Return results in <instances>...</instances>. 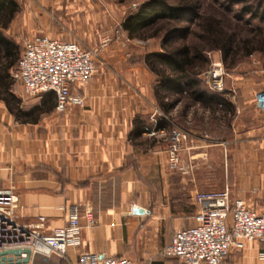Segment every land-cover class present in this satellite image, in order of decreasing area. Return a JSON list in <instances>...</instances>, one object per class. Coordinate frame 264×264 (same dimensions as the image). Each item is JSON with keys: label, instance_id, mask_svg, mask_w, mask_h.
I'll return each instance as SVG.
<instances>
[{"label": "crops", "instance_id": "obj_1", "mask_svg": "<svg viewBox=\"0 0 264 264\" xmlns=\"http://www.w3.org/2000/svg\"><path fill=\"white\" fill-rule=\"evenodd\" d=\"M25 2L20 3L23 29L32 37L74 41L66 39L69 34L57 24L60 6L68 1ZM81 3L84 7L72 14L74 21L91 17L90 3ZM131 50L134 57L128 54ZM135 52L122 34L119 71L106 70V63L99 66L89 84L73 88L84 97L83 106L55 109L38 123L19 122L0 97V189L18 193L19 220L32 224L45 216L49 232L67 223L74 204L91 205L94 210L95 224L89 226L82 218L79 244L69 246L67 257L46 255L48 262L39 264H75L84 251L128 257L137 264H183L162 250L175 231L196 224L198 192L228 188L232 198L264 210V116L255 106L264 81L251 84L248 75L235 78L231 92L225 94L227 109L218 105L211 111L195 105L193 116L190 109L195 106L176 110L180 101L166 114L150 88L152 72L145 62L149 51ZM12 91L17 96L13 86ZM22 106L26 108L23 100ZM139 117L148 126L152 117L165 118L166 126L175 121L187 125L188 129L181 127L190 136L184 154L186 172L171 168L166 136L159 140L156 134L143 132L142 141L145 136L156 141L147 150L140 139H130ZM209 119L212 128L207 127ZM171 127L160 134H170ZM146 160L158 168V185L140 167ZM135 206L144 213H134ZM227 264H264V244L254 240L244 250L232 249Z\"/></svg>", "mask_w": 264, "mask_h": 264}, {"label": "built area", "instance_id": "obj_2", "mask_svg": "<svg viewBox=\"0 0 264 264\" xmlns=\"http://www.w3.org/2000/svg\"><path fill=\"white\" fill-rule=\"evenodd\" d=\"M97 72L96 52L77 41L40 35L26 42L15 77L19 78L27 96L56 94V110L67 106H83L84 97L73 91L75 85H87ZM224 66L221 62L207 72V82L215 92L225 91ZM256 110L264 116V89L255 95ZM150 135L163 132L158 120ZM190 142L189 133L174 126L168 139L169 163L173 170L186 172L184 154ZM196 224L175 231L163 255L175 257L183 264H227L232 249L244 250L248 242L264 244V210L256 211L242 198H232L228 188L221 191H201L195 196ZM20 197L14 189H0V253L15 248H30L33 253L57 254L67 257L70 245L79 244L82 218L89 226L95 224L91 205L74 204L67 223L46 230V217L38 222L22 223L16 214ZM25 256V254H23ZM75 264H137L128 257L102 255L84 251Z\"/></svg>", "mask_w": 264, "mask_h": 264}, {"label": "trees", "instance_id": "obj_3", "mask_svg": "<svg viewBox=\"0 0 264 264\" xmlns=\"http://www.w3.org/2000/svg\"><path fill=\"white\" fill-rule=\"evenodd\" d=\"M140 1V6L126 15L122 28L131 39H162L163 51L145 57L158 81L154 94L161 110L167 114L180 101H187L185 110L195 105L211 111L218 105L227 109V92H215L202 85L200 74L210 65L206 51L219 50L224 60L232 63L239 56L264 55V0ZM20 11L19 0H0V97L19 122L38 123L56 109V94L48 92L40 104L26 109L12 91L20 51L2 29L9 28ZM166 125L165 118L158 122V126ZM148 129L140 117L136 118L130 139L148 143L142 142V134Z\"/></svg>", "mask_w": 264, "mask_h": 264}, {"label": "rangeland", "instance_id": "obj_4", "mask_svg": "<svg viewBox=\"0 0 264 264\" xmlns=\"http://www.w3.org/2000/svg\"><path fill=\"white\" fill-rule=\"evenodd\" d=\"M64 3L60 6L61 12L59 13L60 20L57 22L59 25L60 31L69 34L66 39H72L74 41L79 42L84 48L90 49L96 52V64H97V71L98 67L103 65L106 67V70H111L114 74L119 71L118 68L120 67V39L123 34V39L126 45H129L131 48L135 49V53H138L140 50H148V53L152 52H162V39L161 38H150L147 40H140V39H131L127 32L122 28V22L127 14L135 11L142 1L140 0H127L126 2L120 3L119 0H86L90 4H87V8L91 10L92 14L91 17L88 19L74 21V16L72 15L73 12L79 10L80 8L84 7V4L80 3V0H63ZM70 1V2H69ZM224 1V0H222ZM258 1V0H254ZM19 2L26 3L25 0H19ZM71 3V4H70ZM21 5V9H22ZM29 7V6H28ZM31 7V6H30ZM29 7V8H30ZM19 14V15H18ZM12 23L10 24L9 28L2 29L3 34L9 40L14 41L19 45L20 57L25 49L26 42L34 37H32L30 31H26L23 28L25 27L24 21V13H18ZM24 30V31H23ZM121 32V33H120ZM65 38V37H64ZM123 42V40L121 41ZM147 53V54H148ZM131 57H134V53L131 50L128 53ZM146 54V55H147ZM206 55L210 59V65L208 68L204 69L200 74V79L202 81V85L207 88L208 90H212L207 82V72L214 67V64L217 62H221L224 66L225 74H224V82H225V91L224 92H231L229 88H233L232 82L235 78L244 77V75H248L253 78V81L250 82L253 84L254 82L264 81V55L260 53H256L250 57H242L239 56L238 60L234 63L231 61H225L223 58V54L219 50L214 51H206ZM146 57V56H145ZM18 61V64H19ZM109 62V63H108ZM108 63V65H107ZM18 66L16 70L13 72V90L19 96L24 103L26 108L31 107L34 102H39L42 100V96H27L23 93L22 83L19 78L15 77L17 72ZM97 74V72H96ZM95 74V76H96ZM94 76V77H95ZM150 88L153 91L155 85L158 84L157 78L154 73H152V77L150 79ZM250 87V86H248ZM213 91V90H212ZM23 96V97H22ZM187 101H183L176 109L178 112L181 110L184 111ZM196 106L191 108L190 111L192 112L193 116L196 114ZM176 111V112H177ZM199 116V115H198ZM200 118V117H199ZM159 119V118H158ZM156 118L150 119L149 128L153 129L156 124ZM159 122V121H158ZM209 126L208 128H212V120H208ZM175 125L166 126V128L162 127L163 129H169L171 127L172 130L174 126L186 128L187 125L183 126L178 122H174ZM206 127V128H207ZM170 130V132H171ZM147 133V132H146ZM167 134V132L165 133ZM169 135H164L156 133V136L159 140H163V138H168ZM153 136V135H152ZM146 139H143L142 142L148 141L145 145H143L144 150H147V146L151 143L149 141V137L145 136ZM140 142V141H139ZM154 161V159H150V162ZM140 167L143 169V172L147 175V177L154 178L156 184L158 185V173L157 166L153 163H149L146 160L145 163H141ZM156 174V175H155ZM23 223V222H22ZM47 258L46 255L37 253V260L36 262L44 261ZM46 263V262H45Z\"/></svg>", "mask_w": 264, "mask_h": 264}, {"label": "water", "instance_id": "obj_5", "mask_svg": "<svg viewBox=\"0 0 264 264\" xmlns=\"http://www.w3.org/2000/svg\"><path fill=\"white\" fill-rule=\"evenodd\" d=\"M144 209L135 206L133 209L134 213H144ZM25 254V256H23ZM37 253H33L30 248H15L4 250L0 253V264H39L36 262ZM48 262V259H44Z\"/></svg>", "mask_w": 264, "mask_h": 264}]
</instances>
